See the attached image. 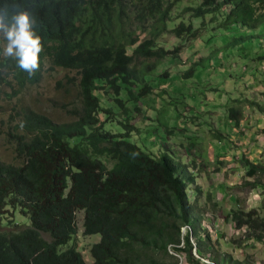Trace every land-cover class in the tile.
<instances>
[{"label":"trees","instance_id":"16d2710c","mask_svg":"<svg viewBox=\"0 0 264 264\" xmlns=\"http://www.w3.org/2000/svg\"><path fill=\"white\" fill-rule=\"evenodd\" d=\"M179 1L18 0L39 21L37 34L44 46L40 70L29 77L14 61L3 58L0 83L8 82L4 68L20 87L38 84L50 59L56 66L77 71L79 103L63 104L72 117L65 122L27 108L9 132L20 163L0 159V224L10 208L19 209L30 223L0 231V264H89L76 246L61 250L78 233L76 214L82 210L84 233L101 235L90 250L93 264H169L160 256L169 255L172 246L180 248L182 239L184 249L192 253L190 234L201 229V213L188 193L195 176L170 151L154 155L132 140L140 130L121 97L126 93L127 101L137 105L153 89L149 76L170 78L167 70L154 75L166 58L174 60L180 52V46L170 50L158 44L163 33L172 31L179 38L196 35L192 22L169 29ZM7 2L0 0V6ZM224 7L229 11L221 28L230 33L264 25V0H203L185 11L203 18ZM145 29L151 37L139 41L137 31ZM253 38L256 34L230 36L226 44L245 47L244 42ZM259 58L264 60V54ZM202 62L204 58L184 64L180 78H192ZM107 86L116 106H104L98 94L109 91ZM118 112L124 117L119 118ZM228 117L239 126L240 108L232 106ZM109 123H119L125 130H110ZM107 160L113 162L111 167ZM244 165L248 177L264 174V166L249 159ZM233 219L237 227L247 226L251 237L264 242V219L256 208L235 211ZM184 226L190 229L186 236L181 231ZM206 239L211 240L208 232L199 236L198 244ZM217 261L251 264L229 254Z\"/></svg>","mask_w":264,"mask_h":264},{"label":"rangeland","instance_id":"374dc122","mask_svg":"<svg viewBox=\"0 0 264 264\" xmlns=\"http://www.w3.org/2000/svg\"><path fill=\"white\" fill-rule=\"evenodd\" d=\"M202 1L180 0L172 11L173 21L169 22L170 30L181 22H192L197 30L194 38L186 35L179 38L172 31L159 37L160 46L170 50L180 46L178 57L166 58L154 72L158 75L167 70L170 78L149 76L147 80L153 89L141 96L137 105L127 101L126 93L121 97L130 108L132 123L140 130L132 135V140L154 155L170 151L177 162L188 166L195 176L188 193L189 201L201 213V229L197 235L190 234L194 245L192 253L184 249L186 244L182 239L180 248L170 247L169 255H161V260L169 264H221L217 259L229 254L233 259L264 264V242L251 237L247 226L237 227L233 219L235 211L252 208L264 219V174L248 177L244 165L245 159H249L264 166V60L259 58L264 54V25L255 30L243 27L235 34L233 29L230 33L221 28L229 7H224L220 14L203 18L185 11ZM145 30L137 31L139 41L151 37L149 29ZM250 33L256 34V38L246 40L243 44L246 48L226 44L230 36ZM226 34L230 36L225 39ZM4 43L0 39V51ZM134 47H129V53ZM212 53L214 57L209 59ZM3 58L0 55V61ZM203 58L204 62L192 78H180L186 70L184 64L189 66ZM1 70L8 82L0 83V159L20 163L14 144L9 141V132L27 108L55 122L72 120L62 106L79 103V75L76 70L56 66L46 59L41 81L20 87L10 72ZM105 89L108 93L98 91L104 106H116L113 90L108 86ZM138 89L136 86V92ZM232 106L242 112L239 126L228 117ZM114 108L117 111V107ZM121 114L117 113L119 118L124 117ZM107 128L125 130L119 123H109ZM107 161L111 167L113 162ZM76 221L78 233L61 250L74 245L87 263L93 264L90 250L101 235L84 233L83 210L77 212ZM28 223L30 219L19 209L10 208L0 224V231L17 230L18 226ZM189 230L187 226L182 227V235H188ZM206 232L211 240L198 244L199 236L205 237ZM43 236L51 240L48 233Z\"/></svg>","mask_w":264,"mask_h":264},{"label":"clouds","instance_id":"9594fccd","mask_svg":"<svg viewBox=\"0 0 264 264\" xmlns=\"http://www.w3.org/2000/svg\"><path fill=\"white\" fill-rule=\"evenodd\" d=\"M38 25L37 16L18 0H9L0 6V39L5 42L0 55L14 61L29 77L40 70V54L44 47L37 34Z\"/></svg>","mask_w":264,"mask_h":264}]
</instances>
